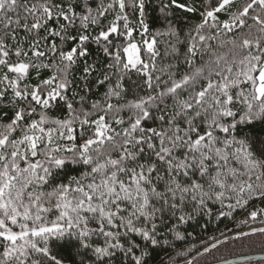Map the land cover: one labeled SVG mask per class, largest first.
Returning a JSON list of instances; mask_svg holds the SVG:
<instances>
[{
	"label": "snow or ice",
	"instance_id": "6c2138e0",
	"mask_svg": "<svg viewBox=\"0 0 264 264\" xmlns=\"http://www.w3.org/2000/svg\"><path fill=\"white\" fill-rule=\"evenodd\" d=\"M93 4L0 0V264H154L196 217L264 216V0Z\"/></svg>",
	"mask_w": 264,
	"mask_h": 264
},
{
	"label": "trees",
	"instance_id": "16d2710c",
	"mask_svg": "<svg viewBox=\"0 0 264 264\" xmlns=\"http://www.w3.org/2000/svg\"><path fill=\"white\" fill-rule=\"evenodd\" d=\"M110 0H104V3H108ZM239 2V0H238ZM100 0H96V4H99ZM153 7L157 8L156 12H153V8L150 7L148 9L147 15L149 17L154 15H159L158 12V0H151ZM96 4L92 6L95 7ZM112 13L108 14L106 18H102L101 23L107 24L112 18ZM176 16L179 17L177 23L187 30V28L193 27L196 23L199 22V14H187L185 17L184 14L177 12ZM130 21L135 24V18L131 12H129ZM225 18L224 14H221V19ZM78 23V22H77ZM249 23H253L249 20ZM153 31L155 28L152 29ZM245 32L248 29H244ZM43 34V33H42ZM87 34L95 35L96 34V26H90ZM252 34L255 36L257 32L255 29H252ZM20 37L23 40L24 33L21 30ZM137 39H139V35L137 34ZM58 42V41H57ZM90 46V53L87 57V61L89 63L101 64L107 63L108 58L104 56V54L100 51H97V45L89 41L87 42ZM27 47V44H25ZM68 45H65L67 48ZM161 51L163 49L161 48ZM51 57L45 58V62ZM206 58V57H205ZM14 60L15 57L13 56ZM83 62V61H82ZM168 62V61H163ZM199 63V61H198ZM186 66H182L180 71L183 72ZM2 74V73H0ZM77 83L82 84V80L79 72L75 73ZM133 78H135V74H133ZM35 73H33V80H35ZM105 91V88H93V92H95L98 96L102 95ZM144 91L140 92V95H145ZM129 96L125 100L121 101V103H125L127 99H131ZM115 102V101H114ZM171 103V101H167ZM127 113H125V118ZM151 124V121H149ZM257 207H264V205H260L259 201L256 202ZM251 210V205H249L245 209L238 210L234 212L233 215L223 217V216H202L196 217L195 219L189 221L187 224L181 226V230L185 232V239L183 241H175L174 244L169 247L168 245L164 246V251H160L157 256L154 258V264L158 261H164L165 264H187L190 258L197 255L201 251H205V248L208 250L205 251L202 255L197 257L193 264L199 262L200 259L208 260L212 257V261L216 262L222 260V256L219 254L221 251L228 252L231 257L249 255L252 253H262L264 252V233L256 232L251 234L238 235L234 237H229L233 234L252 229L258 227H264V216L258 217L255 221L251 220L246 212ZM241 221H246V223H241ZM215 245V247H213ZM252 263V262H250ZM249 263V264H250ZM261 264H264V260L261 261Z\"/></svg>",
	"mask_w": 264,
	"mask_h": 264
},
{
	"label": "water",
	"instance_id": "95a60500",
	"mask_svg": "<svg viewBox=\"0 0 264 264\" xmlns=\"http://www.w3.org/2000/svg\"><path fill=\"white\" fill-rule=\"evenodd\" d=\"M259 228H264V227L248 229V230L233 234V235H231L229 237L256 233V232H259V231H253V229H259ZM204 252L205 251H201L197 255L193 256L190 259V261H193L194 259H196L200 255H202ZM259 260L260 261L264 260V252L256 253V254L243 255V256H237V257H233V258H228V259H224V260H221V261H218V262H214V263H211V264H242V263H250V262L259 261Z\"/></svg>",
	"mask_w": 264,
	"mask_h": 264
},
{
	"label": "rangeland",
	"instance_id": "374dc122",
	"mask_svg": "<svg viewBox=\"0 0 264 264\" xmlns=\"http://www.w3.org/2000/svg\"><path fill=\"white\" fill-rule=\"evenodd\" d=\"M230 251V250H229ZM229 251L228 252H225V251H221V253H219L221 256H222V260H224V259H228V258H233V257H231V256H228L229 255ZM252 254H255V253H252ZM236 257V256H235ZM211 259H212V257H210ZM208 259V260H204V259H200L199 260V262H197V263H195V264H210V263H213V262H210L209 260H211V259ZM212 261V260H211ZM262 261V260H261ZM261 261L259 260V261H254V262H252V263H250V264H261ZM217 262V261H216ZM242 264H249V263H242Z\"/></svg>",
	"mask_w": 264,
	"mask_h": 264
},
{
	"label": "flooded vegetation",
	"instance_id": "af4514ba",
	"mask_svg": "<svg viewBox=\"0 0 264 264\" xmlns=\"http://www.w3.org/2000/svg\"><path fill=\"white\" fill-rule=\"evenodd\" d=\"M191 259V258H190ZM190 259H189V261H190ZM195 260V259H194ZM194 260L192 261V262H194ZM221 261V260H220ZM218 262V261H217ZM211 264V263H210Z\"/></svg>",
	"mask_w": 264,
	"mask_h": 264
}]
</instances>
